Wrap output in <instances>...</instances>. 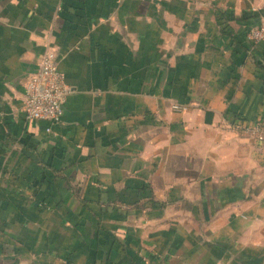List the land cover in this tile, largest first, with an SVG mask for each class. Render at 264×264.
Here are the masks:
<instances>
[{
  "label": "crops",
  "instance_id": "0c3cea01",
  "mask_svg": "<svg viewBox=\"0 0 264 264\" xmlns=\"http://www.w3.org/2000/svg\"><path fill=\"white\" fill-rule=\"evenodd\" d=\"M263 27L264 0H0V264H264ZM50 49L55 125L23 110Z\"/></svg>",
  "mask_w": 264,
  "mask_h": 264
},
{
  "label": "built area",
  "instance_id": "2783aa9c",
  "mask_svg": "<svg viewBox=\"0 0 264 264\" xmlns=\"http://www.w3.org/2000/svg\"><path fill=\"white\" fill-rule=\"evenodd\" d=\"M250 37L264 40V27L251 30ZM25 91L23 110L29 119L46 120L51 125L61 122L69 88L65 84V76L55 50H47L42 56L38 70L26 80ZM252 135L264 146V124L256 123L252 128Z\"/></svg>",
  "mask_w": 264,
  "mask_h": 264
}]
</instances>
